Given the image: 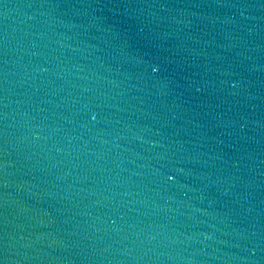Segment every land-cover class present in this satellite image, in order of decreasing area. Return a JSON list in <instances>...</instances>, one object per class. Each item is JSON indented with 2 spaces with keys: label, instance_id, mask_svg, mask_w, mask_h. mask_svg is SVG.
<instances>
[{
  "label": "water",
  "instance_id": "obj_1",
  "mask_svg": "<svg viewBox=\"0 0 264 264\" xmlns=\"http://www.w3.org/2000/svg\"><path fill=\"white\" fill-rule=\"evenodd\" d=\"M0 261L264 264V0H0Z\"/></svg>",
  "mask_w": 264,
  "mask_h": 264
},
{
  "label": "snow or ice",
  "instance_id": "obj_2",
  "mask_svg": "<svg viewBox=\"0 0 264 264\" xmlns=\"http://www.w3.org/2000/svg\"><path fill=\"white\" fill-rule=\"evenodd\" d=\"M157 70H158V69H157V68H155V67L152 69V71H153V72H155V71H157ZM0 264H3V262H2V261H0Z\"/></svg>",
  "mask_w": 264,
  "mask_h": 264
},
{
  "label": "clouds",
  "instance_id": "obj_3",
  "mask_svg": "<svg viewBox=\"0 0 264 264\" xmlns=\"http://www.w3.org/2000/svg\"><path fill=\"white\" fill-rule=\"evenodd\" d=\"M170 179H171V177H170Z\"/></svg>",
  "mask_w": 264,
  "mask_h": 264
}]
</instances>
